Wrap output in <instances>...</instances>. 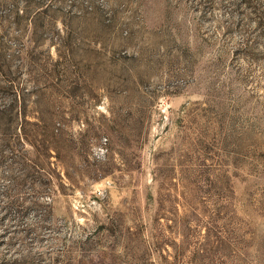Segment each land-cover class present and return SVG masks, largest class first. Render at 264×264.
<instances>
[{
    "label": "rangeland",
    "instance_id": "374dc122",
    "mask_svg": "<svg viewBox=\"0 0 264 264\" xmlns=\"http://www.w3.org/2000/svg\"><path fill=\"white\" fill-rule=\"evenodd\" d=\"M16 94L0 264H264V0H0Z\"/></svg>",
    "mask_w": 264,
    "mask_h": 264
},
{
    "label": "trees",
    "instance_id": "16d2710c",
    "mask_svg": "<svg viewBox=\"0 0 264 264\" xmlns=\"http://www.w3.org/2000/svg\"><path fill=\"white\" fill-rule=\"evenodd\" d=\"M22 104H23L22 96L21 95L19 96L18 94H16L15 98L13 99V101H11V103L8 106H5L4 108L0 109V122L1 120H4L5 124L8 125V128H12L18 124L19 130H22V131H23V127H22L23 124L19 122L20 117H22L24 121L35 123L36 121H29L25 118L26 109L23 108ZM36 117L41 118V116L39 115L38 116L36 115ZM2 126H3L2 129H5V130L8 129V128H5L4 125ZM46 128H48V125L46 126ZM28 140L30 139L28 138ZM46 147H47V153H50V150L48 149L51 148V144L49 143L45 144V148Z\"/></svg>",
    "mask_w": 264,
    "mask_h": 264
}]
</instances>
